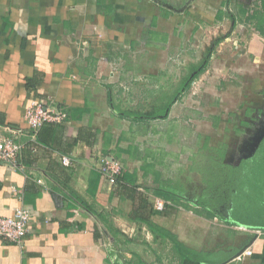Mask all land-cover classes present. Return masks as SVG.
<instances>
[{
  "label": "crops",
  "instance_id": "1",
  "mask_svg": "<svg viewBox=\"0 0 264 264\" xmlns=\"http://www.w3.org/2000/svg\"><path fill=\"white\" fill-rule=\"evenodd\" d=\"M178 69L190 78L203 69L202 103L190 88L165 121L127 115L129 91L153 81L149 94L160 92L158 81ZM33 100L66 114L34 138L23 117ZM189 101L214 112L264 110V0H0V139L22 146V171L0 161V216L31 212L23 245L0 241V264H190L148 223L201 264H264V227L234 228L235 247L212 249V219L154 181V173L170 179L158 169L160 151L180 140V127L194 136L221 124L210 114L206 125L192 120ZM164 122L171 128L157 126ZM102 160L122 165L115 184L102 177ZM156 198L169 205L163 212L153 210ZM241 249L251 255L239 261Z\"/></svg>",
  "mask_w": 264,
  "mask_h": 264
},
{
  "label": "rangeland",
  "instance_id": "2",
  "mask_svg": "<svg viewBox=\"0 0 264 264\" xmlns=\"http://www.w3.org/2000/svg\"><path fill=\"white\" fill-rule=\"evenodd\" d=\"M186 56L191 60L196 57L194 54ZM167 73L169 74L164 75L165 78L162 81H158V84H163L161 88L155 90L165 93L166 91L168 93L173 91L181 70L174 71L177 78H172V81L167 80L171 72L168 70ZM182 76L183 74L180 75V77ZM150 82L152 88H148L144 92H142L143 89H138V92L134 90L137 95L132 94L133 92H128L130 103L128 104L127 112H142L143 114L152 112L154 100H156L155 97H163V95L161 92L153 93V98L151 99L149 91L156 87L155 82ZM201 87L199 78L195 79L191 84L190 88H193L194 95L192 96H194V102L202 103V100L206 98V96H200ZM129 88L130 86L127 85V90H130ZM183 97L184 95L181 98ZM189 105L193 107L190 109L191 112L189 114L192 116V120L200 121L198 124H205L201 122L204 114H210L211 117L214 116L212 121L217 118L221 124L217 127L207 126L202 129V132L201 130H195L197 134L194 136L188 135L186 130L180 127L179 131L183 135L179 134L182 137L179 138L180 140L176 144H166L165 148L168 154L164 152V148L161 146L160 160L162 163L158 165V169L162 170L168 178L177 181L180 188L183 187L187 190L184 194L188 200H191L193 204L200 205V201H198L199 195L207 197L210 194H218L222 196L219 191L214 189L207 190L208 186L204 182L200 170L205 168L206 165H210V159L219 160L223 165L225 164L232 168H239L243 161L251 158L257 150V138L264 134V110L260 108L259 112L253 110L251 112L224 113L214 112L213 110L207 111L206 109L210 107L198 105L191 101H189ZM180 121H183V119ZM166 123H157V126L168 130L172 124ZM175 132L174 130L172 134H175ZM199 132L201 134H198ZM154 147L155 145L148 146V154L150 156L154 154L152 152H156ZM263 152L264 150L261 149L258 153V159L249 160V165L244 168L246 169L243 171L244 173L241 170H237V172L229 171L232 174L231 176L236 177L233 183L230 182L234 186L235 191L227 199L226 197L225 199H217L215 204H221L220 207L224 212L223 214L228 215L229 213L230 218L236 222L237 226L223 224L216 219L210 220L209 235L211 236L212 249H215V244L220 245L218 250L235 247V240L238 238H235L236 235H231L229 232L240 230H235L234 228L244 229V227L249 228L254 227V225L256 227L264 226V154H261ZM223 203H228L230 207L225 209ZM214 209L216 210L217 208ZM197 231L196 233H198ZM199 233H202L201 229Z\"/></svg>",
  "mask_w": 264,
  "mask_h": 264
},
{
  "label": "trees",
  "instance_id": "3",
  "mask_svg": "<svg viewBox=\"0 0 264 264\" xmlns=\"http://www.w3.org/2000/svg\"><path fill=\"white\" fill-rule=\"evenodd\" d=\"M191 72L192 70L188 69L187 73H185V75L181 77L178 80V82H176V85H175V88H173V91L169 93L167 91L166 93L160 91L163 97L154 96L156 100H154V106L150 114H143L142 112H132L131 111V112H128L127 115L134 119H141L146 122H152L153 120H158V121L167 120L169 118V110H170L171 105L175 102L176 99L178 100L179 98L183 96V94L189 91L192 82L203 73V69L196 72L193 78L189 77ZM30 84H28V87L30 86ZM150 98L152 99L153 95H150ZM261 149L264 150V140L261 144L259 151ZM259 151L257 152L259 153ZM261 154H264V152ZM257 157H258V154L255 155V157H251V158H248L246 161H243L242 164L239 166V168H232L231 166H226L225 164L223 165L219 160L210 159V165H206L205 168L200 170V172H202L204 182L208 186L207 190L214 189L215 191H219L220 194H222V196L218 194L216 195L210 194L207 197H204L203 195H199L198 201H200V205L198 206H200L203 209L204 215L206 217L210 219H218L220 222L224 224L237 226L236 222L230 218L229 213L228 215L223 214L224 212L222 211L220 207L221 204H215V203H217L216 201L219 198H222V199H225V197L226 199L229 198L230 194L235 191L234 186H232L231 183L235 181L236 177L231 176L232 174H230L229 171L231 170V171L237 172V170H241L243 172L246 170L244 168H246L249 165V160L250 159L256 160L258 159ZM149 172L150 170H148V173ZM154 175H155L154 181L159 182L158 188L161 192L167 195H170L173 198H178V197L183 198L184 197L183 194L186 193V189H184L183 187L180 188L179 184H177V181H173L171 179H162L159 173H154ZM236 175L239 176L237 173ZM263 192H264V189H263ZM223 204L225 206L224 207L225 209H228L230 207L228 203H223ZM214 208H217V209L215 210ZM148 226L150 227L152 232L157 231L160 233L162 237L169 238L170 241L174 243V246L176 247L177 250L185 251L184 257L186 258L188 257L187 260L190 262V264H201L202 256L200 254H197L195 250H192L190 248L183 246L173 236H170L169 232L164 231L163 229L157 227L156 225L148 223ZM254 227H256V225H254ZM249 228H252V227H249ZM186 253H189L192 255H187Z\"/></svg>",
  "mask_w": 264,
  "mask_h": 264
},
{
  "label": "built area",
  "instance_id": "4",
  "mask_svg": "<svg viewBox=\"0 0 264 264\" xmlns=\"http://www.w3.org/2000/svg\"><path fill=\"white\" fill-rule=\"evenodd\" d=\"M23 117L29 131L32 133V138H34L45 123L56 124L61 122L65 119L66 114L59 109L48 107L42 101L33 100L26 107ZM21 148L20 144L14 143L11 139H0V161L15 170L22 171V167L18 164ZM60 162L64 167H71L74 163L69 156H62ZM99 171L102 177L106 178L110 184H115L122 176L123 167L117 161L102 160ZM165 206V201L154 199L153 208L155 211H163ZM30 218V210L23 206L16 208L10 216H0V241L18 246L23 245ZM250 255L251 251L247 249L244 253L237 256L236 259L240 261L243 256Z\"/></svg>",
  "mask_w": 264,
  "mask_h": 264
},
{
  "label": "water",
  "instance_id": "5",
  "mask_svg": "<svg viewBox=\"0 0 264 264\" xmlns=\"http://www.w3.org/2000/svg\"><path fill=\"white\" fill-rule=\"evenodd\" d=\"M240 251H241V252H239L238 255H236L235 257L241 255V254L245 251V249H241Z\"/></svg>",
  "mask_w": 264,
  "mask_h": 264
}]
</instances>
